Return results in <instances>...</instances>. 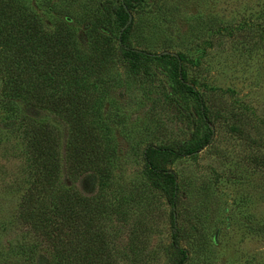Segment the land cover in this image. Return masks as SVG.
<instances>
[{
    "label": "rangeland",
    "instance_id": "obj_1",
    "mask_svg": "<svg viewBox=\"0 0 264 264\" xmlns=\"http://www.w3.org/2000/svg\"><path fill=\"white\" fill-rule=\"evenodd\" d=\"M117 1L0 0L20 7L29 27L63 26L60 46L68 45L70 64L55 69L52 80H61L52 84L58 88L47 84L44 92L57 97L59 108L64 94L86 100V127L107 173L98 183L89 173L72 183L93 194L107 263L175 264L169 256L174 253L168 246L169 206L145 179L140 152L146 144L185 140L190 132L185 111L193 110L194 100L179 91L171 100L167 63L142 59L133 71L118 55L107 21ZM127 12L123 44L177 56L210 129L203 147L167 165L177 192L172 215L177 245L185 253L180 264H264V0H135ZM93 42L104 51L96 59L98 72L89 59L81 62L97 52ZM8 68L23 75L36 69L22 62ZM72 71L75 82L62 85ZM42 114L30 101L0 90V243L8 244L0 264H39V254L47 264H67L53 258L20 219L24 199L41 180L28 129L29 117ZM46 115L41 117L55 118ZM64 136L61 127L62 143ZM62 143L57 149L63 153ZM31 241L32 252L25 247Z\"/></svg>",
    "mask_w": 264,
    "mask_h": 264
},
{
    "label": "trees",
    "instance_id": "obj_2",
    "mask_svg": "<svg viewBox=\"0 0 264 264\" xmlns=\"http://www.w3.org/2000/svg\"><path fill=\"white\" fill-rule=\"evenodd\" d=\"M134 2L135 0H118L108 14L107 21L114 29L118 55L130 63V70L133 71L135 70L131 68H135L142 59L152 58L167 63L169 72L164 73L174 84H169L171 100L178 99L173 96L174 91L191 94L194 100L193 110L185 111L190 122L189 136L185 140L162 146L146 144L140 152L145 179L153 189L163 195L164 202L169 206L168 246L174 252L169 256L174 258L175 264H180L185 253L177 245L172 215L177 192L174 174L167 165L175 157L188 155L203 147L209 140L210 129L205 124L204 108L199 96L183 81L177 56L166 52L150 53L123 44L128 31L127 11ZM0 18L1 94L16 98L20 102L30 101L34 109L44 112L42 115L29 117L31 126L28 130L31 132V139L28 147L42 174L40 183L34 186L31 194L24 199L21 222L27 225L34 236L42 239L53 258L67 264H108L109 253L105 247V239L100 226L93 218L94 212L98 213L99 208L90 202L89 195L92 193L86 195V192L72 183L88 173L94 182L98 183L107 173L106 167L99 163L101 156L96 149L97 144L86 127V100L79 99L73 93L64 94L60 98V109L57 97L44 92V86L47 84L51 89L58 88L56 84L61 79L52 80L55 69L65 68L70 64L68 45L60 46L64 36L61 30L63 26L56 23L48 29L41 24L29 27L21 20L20 7L1 2ZM99 27L104 30L103 26ZM91 45L93 49H98L94 42ZM101 52L104 51L98 49L97 52L86 54V58L82 57L81 62L89 59L90 63L95 65L94 70L100 69L96 68V59L101 56ZM19 62L24 63L25 67L29 65V70L36 68L34 73L28 71L23 75L19 72L21 70L8 73V64ZM37 64L38 66H35ZM68 73V77L62 79V85L71 87L72 82H75V72ZM54 82L56 84H52ZM179 107L181 106H178V109ZM46 114H53L55 118L41 117L48 116ZM61 127L65 129L63 143L59 141ZM60 143L63 153L57 149ZM103 160L104 165L108 160L105 156ZM34 243H27V251L32 252ZM3 247H8V244L3 246L0 243V254ZM44 259L45 255H38L39 264H47V259Z\"/></svg>",
    "mask_w": 264,
    "mask_h": 264
},
{
    "label": "water",
    "instance_id": "obj_3",
    "mask_svg": "<svg viewBox=\"0 0 264 264\" xmlns=\"http://www.w3.org/2000/svg\"><path fill=\"white\" fill-rule=\"evenodd\" d=\"M127 20H129V16H127ZM127 20H126V21H127ZM125 23H126V22H125ZM122 27H123V26H122ZM117 34H118V33H117ZM213 236H214V234H213Z\"/></svg>",
    "mask_w": 264,
    "mask_h": 264
}]
</instances>
